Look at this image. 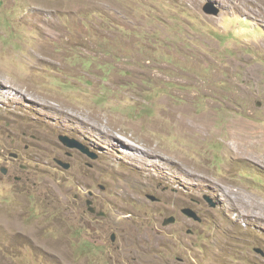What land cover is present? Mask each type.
Masks as SVG:
<instances>
[{
    "label": "rangeland",
    "instance_id": "374dc122",
    "mask_svg": "<svg viewBox=\"0 0 264 264\" xmlns=\"http://www.w3.org/2000/svg\"><path fill=\"white\" fill-rule=\"evenodd\" d=\"M2 166L0 264H264V0H0Z\"/></svg>",
    "mask_w": 264,
    "mask_h": 264
},
{
    "label": "water",
    "instance_id": "95a60500",
    "mask_svg": "<svg viewBox=\"0 0 264 264\" xmlns=\"http://www.w3.org/2000/svg\"><path fill=\"white\" fill-rule=\"evenodd\" d=\"M220 11V9L218 7H216V5L214 3H209L208 5H206L205 7V12L206 13H213V14H218V12ZM61 141L70 148H77L79 149L81 152L91 156L92 158H97L98 155L96 153H93L90 151V149L83 144L81 141L77 140L76 138H72L68 135H61L60 136ZM16 156V155H15ZM59 163L64 166L65 168L69 169L71 168V164L70 163H65L64 161H59ZM3 173H8V169L7 167H3L2 168ZM205 199L207 200V202L214 208L217 207L218 202L215 201V199L213 197H211L210 195H205ZM89 204H91V202H89ZM90 210L92 212H95V209L93 207L90 208ZM184 212L189 216L192 217L196 220L202 221V218L198 215V213L193 210L192 208H186L184 210ZM104 215L103 212L99 213V216ZM176 219L172 217V219H168L165 221V225L174 222ZM115 236H113L114 238ZM116 238V237H115ZM258 251L260 253H262L264 255V250L259 248Z\"/></svg>",
    "mask_w": 264,
    "mask_h": 264
},
{
    "label": "clouds",
    "instance_id": "9594fccd",
    "mask_svg": "<svg viewBox=\"0 0 264 264\" xmlns=\"http://www.w3.org/2000/svg\"><path fill=\"white\" fill-rule=\"evenodd\" d=\"M205 12V11H204ZM206 13V12H205ZM208 14H213V13H208ZM213 15H216V14H213ZM78 140V139H77ZM80 141V140H79ZM82 142V141H81ZM83 143V142H82ZM64 144V143H63ZM84 144V143H83ZM65 145V144H64ZM88 147V146H87ZM70 148V147H69ZM89 149H90V147H88ZM90 151H91V149H90ZM91 152H93V150L91 151ZM93 153H96L95 151L93 152ZM85 154V153H84ZM97 154V153H96ZM85 155H87V154H85ZM98 155V154H97ZM99 156V155H98ZM90 158H92V157H90ZM60 164V163H59ZM61 165V164H60ZM3 167H6V166H2V167H0V170L2 171V168ZM64 167V166H63ZM65 168V167H64ZM7 169H8V167H7ZM65 169H67V168H65ZM70 169V168H69ZM9 170V169H8ZM3 172V171H2ZM9 172V171H8ZM205 195H208V194H205ZM205 195H204V199H205ZM211 196V195H210ZM212 197V196H211ZM205 201L207 202V200L205 199ZM216 201V200H215ZM89 202H91V204H89ZM88 202V205H89V210H90V208L91 207H93L94 209H95V212H92L91 210V212L92 213H98V215H99V213H101V212H98L97 211V209L93 206V202L92 201H89ZM208 203V202H207ZM209 204V203H208ZM210 205V204H209ZM211 206V205H210ZM218 206V205H217ZM186 208H192L193 210H195L197 213H198V215L202 218V216H201V212L198 210V209H196V208H194V207H192V206H185V208H183V213H184V215L185 216H187V217H189L185 212H184V210L186 209ZM211 208H213L212 206H211ZM215 208V207H214ZM103 213H104V215H106V213L104 212V211H102ZM173 218H175V216H173ZM190 219H193V220H195L196 222H203V218H202V221H199V220H196V219H194V218H192V217H189ZM176 219V218H175ZM191 233L193 232V231H190Z\"/></svg>",
    "mask_w": 264,
    "mask_h": 264
},
{
    "label": "flooded vegetation",
    "instance_id": "af4514ba",
    "mask_svg": "<svg viewBox=\"0 0 264 264\" xmlns=\"http://www.w3.org/2000/svg\"><path fill=\"white\" fill-rule=\"evenodd\" d=\"M90 149H91V147H90ZM93 149H91V151H92ZM95 150H93V152H94ZM96 152V151H95ZM97 153V152H96ZM98 154V153H97ZM99 155V154H98ZM88 157H91V156H89V155H87ZM100 156V155H99ZM98 156V157H99ZM185 204L182 202V203H179V204H177V206H176V208L173 210V212H176V213H178V214H180L181 212L183 213V208H185ZM181 213V214H182ZM183 215H184V213H183ZM172 216H176V215H172ZM179 216V215H178ZM187 216H181L180 215V219L182 220V221H190V220H188L187 218H186ZM176 218H178L177 216H176ZM189 218V217H188ZM190 219V218H189ZM189 231H193V229H189Z\"/></svg>",
    "mask_w": 264,
    "mask_h": 264
},
{
    "label": "bare ground",
    "instance_id": "6f19581e",
    "mask_svg": "<svg viewBox=\"0 0 264 264\" xmlns=\"http://www.w3.org/2000/svg\"><path fill=\"white\" fill-rule=\"evenodd\" d=\"M127 143L129 144V147L132 146V145H134L133 143L130 144L129 141H127ZM132 147H133V146H132ZM136 155H137V154H136ZM142 155H143V152H142ZM132 157H135V156L132 155ZM139 158H140V157H139ZM124 178L127 179V180L132 179V178H133V173H130V171H129V172H126V174L124 175Z\"/></svg>",
    "mask_w": 264,
    "mask_h": 264
}]
</instances>
